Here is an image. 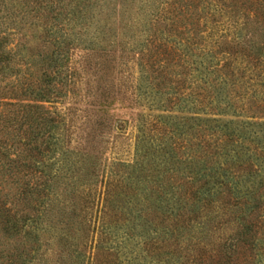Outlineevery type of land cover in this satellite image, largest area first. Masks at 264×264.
<instances>
[{
  "label": "trees",
  "instance_id": "1",
  "mask_svg": "<svg viewBox=\"0 0 264 264\" xmlns=\"http://www.w3.org/2000/svg\"><path fill=\"white\" fill-rule=\"evenodd\" d=\"M20 5L17 30L30 12L49 19L48 48L33 55L44 66L40 78L18 87L14 81L4 94L47 101L54 91L35 84L68 85L63 67L74 26L80 32L99 15V49L106 54L114 45L107 20L117 17L138 55L135 88L148 106L186 114L142 119L133 161L101 173L97 193L94 161L83 169L65 155L55 166L52 159L64 154L56 151V116L38 103L0 100L23 104L20 115L0 110V264H32L40 232L57 228L61 264H264V0ZM11 9L12 0H0L3 79L14 74L16 60L30 59L24 37L8 46L11 31L1 25ZM58 182L62 201L55 197Z\"/></svg>",
  "mask_w": 264,
  "mask_h": 264
},
{
  "label": "rangeland",
  "instance_id": "2",
  "mask_svg": "<svg viewBox=\"0 0 264 264\" xmlns=\"http://www.w3.org/2000/svg\"><path fill=\"white\" fill-rule=\"evenodd\" d=\"M21 3L22 0H12L13 9L3 11V14H7V16L4 17L6 24L1 25V27H7L11 31L8 46H14L15 42L20 44L22 37L27 40V47L23 52L30 59L27 64L16 60L14 74L11 76L9 74L10 77L4 79L0 76V100L16 103H38L42 105V108L48 110V115L56 116L59 120V127L54 132L57 140L56 151L58 153L64 151V154L61 157L57 154L52 159L55 166L60 167L64 161H67V159L64 160L65 155L70 156V159H79L82 163H78L82 164L83 169L89 161H94L98 173L94 178L98 193L100 189L102 190L101 173L105 174L108 168L118 161L127 163L133 161L136 137L140 135L138 125L142 119L158 114L186 113L148 106L144 95H140L141 91L135 88L140 78L139 67L137 66L138 55L136 51L131 50L129 46L131 43L128 41L124 28L120 27L117 17L114 23L107 20V26L115 27V37H109L114 45L110 47L111 50H107L106 54L99 49V38L95 39L98 26L96 19L99 15H95L89 27L80 32L78 26H74L73 32H76V35H72V37H75V44L69 49L68 58L63 67V72L66 73L67 71V74H70L68 85L62 86V83H58L54 86V82L49 85H46L45 82L35 84L34 89L41 88L43 91L48 89L54 91L47 101L35 100L33 98L34 93L21 94L17 97L4 94L11 84L15 85L17 82L18 87L21 81L27 82L30 77L40 78L44 66L42 68L37 67L32 59L35 55L41 54L40 51L45 52L48 48V42L44 41L46 39V25L50 26L49 19L33 18L30 12L28 17L22 20L21 26L17 30L20 15L16 16L14 10ZM43 20L46 21V25H44ZM64 32H67V29H64ZM112 33L113 31L105 30L106 36ZM89 41L96 42V44L92 45L91 42L90 48H88ZM56 91H60V94H56ZM22 105L11 106L0 103V110H10L11 112L14 110L16 114L19 113L20 115L23 110ZM25 109L28 108L25 107ZM16 151L14 146L9 149L10 153L15 152L12 156L16 154ZM61 172L64 175V169ZM58 183L60 186L58 191H55V197L58 196V199L62 201L66 195L63 192V184ZM47 225L45 223L42 226L45 228ZM58 231L57 228L55 233L40 232V249L32 264H61ZM229 231L230 229L227 230V232ZM88 252L86 251V256Z\"/></svg>",
  "mask_w": 264,
  "mask_h": 264
}]
</instances>
